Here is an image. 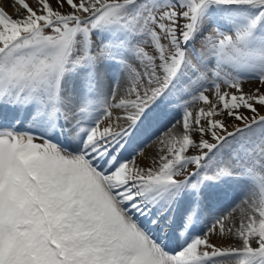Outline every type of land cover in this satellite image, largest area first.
Here are the masks:
<instances>
[{
	"label": "snow or ice",
	"instance_id": "1",
	"mask_svg": "<svg viewBox=\"0 0 264 264\" xmlns=\"http://www.w3.org/2000/svg\"><path fill=\"white\" fill-rule=\"evenodd\" d=\"M14 3L0 264H264V0Z\"/></svg>",
	"mask_w": 264,
	"mask_h": 264
},
{
	"label": "rangeland",
	"instance_id": "2",
	"mask_svg": "<svg viewBox=\"0 0 264 264\" xmlns=\"http://www.w3.org/2000/svg\"><path fill=\"white\" fill-rule=\"evenodd\" d=\"M28 3H30L31 5H35V2L36 0H27ZM0 7L4 8L9 14L15 16L17 14V9H18V6L15 5L14 3V0H0ZM243 87H244V90L245 92H248L250 90H254L256 88H260L261 91H264V85H262L258 80H246L244 83H243ZM199 107V105H196V109H195V106L193 107V112L195 113L197 108ZM261 114L264 115V110H261ZM174 119H178L179 120V117H176ZM170 120L172 121L173 119L170 118ZM180 121V120H179ZM172 122H170L168 124V128H169V125L171 124ZM168 128L164 129L165 131L168 130ZM151 131H154L155 132V129H152L148 132V134L144 137V140H145V144L147 145V142L150 140L148 139V137H151V135H153V132ZM151 133V134H150ZM161 135V134H160ZM147 147V146H146ZM145 147V148H146ZM166 150L165 151H162V154L160 155H163L165 154ZM227 200V201H226ZM226 200H224L222 203L226 206V204H228L227 202H229L230 198H226Z\"/></svg>",
	"mask_w": 264,
	"mask_h": 264
},
{
	"label": "bare ground",
	"instance_id": "3",
	"mask_svg": "<svg viewBox=\"0 0 264 264\" xmlns=\"http://www.w3.org/2000/svg\"><path fill=\"white\" fill-rule=\"evenodd\" d=\"M195 109H196V106H195ZM171 122L172 123L169 125V128H168V129H171V133H169L168 130L167 131L163 130V132L160 133L161 135L159 134V138L155 134L151 135V137H148L150 142L149 141L147 142V145H146L147 147L145 148V153H144L145 155L150 154V153H154L157 156H159L160 154H162V151H160V149L163 146L160 144V139H162L165 134H176V135L181 134V132H180V127H181L180 121L178 119L177 120L173 119ZM151 132L154 133V131H151ZM232 195H233V193L230 192L228 195V198H230V200H229V202H227L228 204H226V206L230 204ZM225 210H227L226 207H225ZM239 216H240V211H239V208H237L235 213L233 214V219H238Z\"/></svg>",
	"mask_w": 264,
	"mask_h": 264
}]
</instances>
